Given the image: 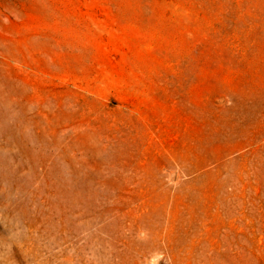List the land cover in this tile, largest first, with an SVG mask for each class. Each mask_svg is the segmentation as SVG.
I'll use <instances>...</instances> for the list:
<instances>
[{
    "label": "rangeland",
    "instance_id": "374dc122",
    "mask_svg": "<svg viewBox=\"0 0 264 264\" xmlns=\"http://www.w3.org/2000/svg\"><path fill=\"white\" fill-rule=\"evenodd\" d=\"M214 163L264 164V0H0V264L199 259L162 186Z\"/></svg>",
    "mask_w": 264,
    "mask_h": 264
},
{
    "label": "crops",
    "instance_id": "0c3cea01",
    "mask_svg": "<svg viewBox=\"0 0 264 264\" xmlns=\"http://www.w3.org/2000/svg\"><path fill=\"white\" fill-rule=\"evenodd\" d=\"M172 168L184 173L162 186L170 188L163 192L172 199L178 244L203 255L170 264H264V164Z\"/></svg>",
    "mask_w": 264,
    "mask_h": 264
}]
</instances>
